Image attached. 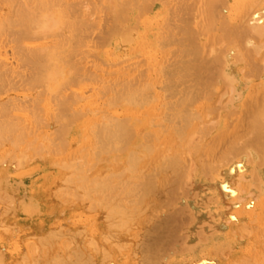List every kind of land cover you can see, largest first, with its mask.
<instances>
[{
    "label": "bare ground",
    "instance_id": "obj_1",
    "mask_svg": "<svg viewBox=\"0 0 264 264\" xmlns=\"http://www.w3.org/2000/svg\"><path fill=\"white\" fill-rule=\"evenodd\" d=\"M261 196L264 0H0V264H204Z\"/></svg>",
    "mask_w": 264,
    "mask_h": 264
},
{
    "label": "rangeland",
    "instance_id": "obj_2",
    "mask_svg": "<svg viewBox=\"0 0 264 264\" xmlns=\"http://www.w3.org/2000/svg\"><path fill=\"white\" fill-rule=\"evenodd\" d=\"M257 81L258 80H256L255 82ZM261 198V200L255 202H249V199L242 202L239 207L244 208L248 213L246 212L245 215L240 214V216L235 215V217L232 218L231 222L225 229L221 225L215 228L216 234H214L213 238L208 237V239L206 241L204 240L202 244H195L194 248L197 251V259L200 260L202 258V260H204V264H247L248 262L250 263V257H253L257 263L264 262V260H262L264 259V244H260L261 238L259 235L261 229L262 232H264V202H261L262 200H264V196H261ZM177 205V207H182L181 205L184 204L178 203ZM251 219H253L255 222ZM260 222L262 223L261 228ZM245 225L248 226V228L251 227L249 230H245L246 234L244 233V231H241L242 226L246 227ZM238 226H240V229H238ZM236 230H239L240 232H237ZM208 231L209 229L207 230V232ZM248 231L250 232V234L248 233ZM191 239V242H194L199 238L193 237ZM226 247L229 249V251L226 252L227 254L224 252ZM177 249L178 248H175L176 252H170L169 256L167 255V257L165 258V262L162 264H186L185 260L187 258L184 257H187L189 255V252L179 253ZM228 249H226V251ZM222 251L227 256L222 254ZM190 253V255H193L192 251ZM248 259L249 261H246ZM136 264H140V262L138 263V259L136 260Z\"/></svg>",
    "mask_w": 264,
    "mask_h": 264
}]
</instances>
